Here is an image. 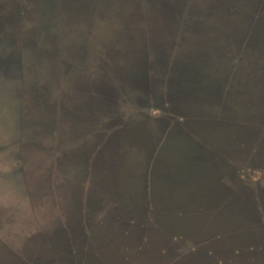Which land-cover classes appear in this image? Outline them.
<instances>
[{
	"label": "rangeland",
	"instance_id": "obj_1",
	"mask_svg": "<svg viewBox=\"0 0 264 264\" xmlns=\"http://www.w3.org/2000/svg\"><path fill=\"white\" fill-rule=\"evenodd\" d=\"M42 1L0 0V23L18 21L16 33L21 32V37H8L7 31L0 35V258L74 264L61 258L75 254L91 264H264V149L254 153L228 144L231 130L209 134L223 150L206 169L189 157L196 146L179 130L171 132L174 141L173 135L160 145L143 141L148 128L156 130L167 120L163 108L149 110L159 121L151 119L143 135L136 127L132 134L133 123L129 132L120 129L99 140L98 149L89 144L95 153L87 183L78 187L80 196H70L69 177L55 166L61 150L78 143L68 140L72 126L63 118L45 128L43 120L48 123L52 113L43 102L62 109L76 100L75 87L85 84L91 67L87 54L102 53V30L121 31V18L105 9L96 34L76 39L65 7L72 0ZM91 2L100 10L104 0ZM16 6L22 7L19 17ZM158 12L153 17L162 15ZM208 17L207 29L230 33L231 9ZM45 29L59 39L54 65L38 55L33 42H25ZM70 42L80 46L72 61L64 62ZM249 75L254 79L257 73ZM253 100L246 101L256 108L264 103L261 97ZM136 111L127 105L123 114L138 121ZM207 125L199 126V134L214 129ZM147 136L159 137L156 132ZM226 157L232 159L227 163ZM250 163L259 172L249 170ZM221 166L220 180L216 170ZM145 181H152L147 193ZM76 244L77 250L71 249ZM97 255L101 258L95 261Z\"/></svg>",
	"mask_w": 264,
	"mask_h": 264
},
{
	"label": "trees",
	"instance_id": "obj_2",
	"mask_svg": "<svg viewBox=\"0 0 264 264\" xmlns=\"http://www.w3.org/2000/svg\"><path fill=\"white\" fill-rule=\"evenodd\" d=\"M42 5V8L47 7ZM96 6L91 0L65 3L69 10L70 31H75V38L96 34L95 25L104 18L100 14L105 9H114L120 14L121 31L102 30L100 33L102 53L87 54L91 67L85 84L79 83L75 87V101L62 107L63 112L59 104L58 108L44 102L42 106H50L52 113V118L48 115V123L43 120L45 128L48 130L53 122L63 118L72 126L67 132L68 140L78 143L75 148L61 150L59 157L63 163L60 171L69 177L68 189L71 192L74 189L79 193L78 187L87 183L95 153L89 152L91 143L98 149L99 140L120 129L129 132L133 123L132 134L136 128L137 133H145L146 124L151 119L159 121L158 117L145 113V110L163 108L168 115L157 131L148 128L143 141L148 139L150 144L160 145L173 135V130H179L187 134L189 142L196 146L189 151V157L201 160L205 168L214 163L223 149L199 134V126L203 124L214 128L208 134L217 129L231 130L227 143L232 141L233 146L238 145L243 151L250 148L257 153L260 148L264 149V103L256 108L254 103L246 101L256 97L264 99V0H104L100 10ZM225 6L227 10H224ZM21 9L20 6L15 7L19 12L17 17ZM230 9L229 34L207 29L212 24L208 15L222 14V11L227 14ZM159 10L158 14L162 15L153 17ZM17 22L0 23V35L7 31L8 37H21V32L16 33L14 24ZM183 29L193 33L200 31L206 36L188 37V33L182 36ZM156 34L162 37L157 38ZM28 40L39 48L40 57H49L54 65L59 58L58 37H53L45 29L25 37V42ZM70 44V56H65L64 62L72 61L73 53L80 46L76 42ZM251 72L257 73L254 79L249 75ZM127 105L136 108L138 121L127 120L123 114ZM152 132L159 137L150 139L147 134ZM243 132L246 137L242 138ZM249 134L251 137L247 138ZM226 158L227 163L232 159ZM224 168L221 166L216 170L220 180ZM248 168L259 172L251 163ZM147 171L151 172L150 169ZM150 184L152 181H145V193L151 188ZM245 213H250L249 209ZM95 257L99 259L101 255Z\"/></svg>",
	"mask_w": 264,
	"mask_h": 264
},
{
	"label": "flooded vegetation",
	"instance_id": "obj_3",
	"mask_svg": "<svg viewBox=\"0 0 264 264\" xmlns=\"http://www.w3.org/2000/svg\"><path fill=\"white\" fill-rule=\"evenodd\" d=\"M171 20H169V22H170ZM169 22H168V24H169ZM177 27H179L180 25L179 24H177L176 25ZM189 35H188V34ZM182 36H186V35H188V37H192V35H198V37L200 38H202L203 36H206L205 35V33H203V32H197V33H193V32H185V30L183 29V31H182ZM155 37H157V38H161L162 36L161 35H159V34H156V35H154ZM165 36H168V34H166ZM164 37V36H163ZM137 113H138V111H136ZM145 113H147V114H149V115H153V114H151V113H149L148 112V110H145L144 111ZM134 114V113H133ZM139 114V113H138ZM168 115V113H166L165 111H163V116L165 117V116H167ZM153 116H155L156 117V115H153ZM132 120L134 119V118H131ZM61 165H63V163H62V161L61 160H57V162H56V169L57 170H59L60 171V168L59 167H61ZM60 178V176H55V179L57 180V179H59ZM65 179H67V178H65ZM48 180V179H47ZM39 183H42L43 184V186H44V184L45 183H48V184H51V182H46V181H43V180H40L39 181ZM67 184V183H66ZM47 185V184H46ZM50 188L52 187V186H49ZM67 188H68V184H67ZM44 189V188H43ZM85 192H86V190H85ZM84 192V194L86 195V194H88V193H85ZM54 194H56V193H54ZM83 194V195H84ZM81 194L80 193H77V192H74V189H73V191L71 192L70 191V196L72 197V198H74V197H78V196H80ZM75 199V198H74ZM78 244H76V245H74V246H72V248L71 249H75V250H77V248H78ZM10 260H2V258H0V264H41V263H45V262H43L42 260H43V258L42 257H40V258H34V259H36L35 261L34 260H32V259H28V257H26V258H22V257H20L18 260H16V261H13V260H11V258L10 257H8ZM12 259H17L16 257H14V258H12ZM61 259H64V261L65 262H67V263H74V264H80V263H85V262H87V258L85 257V256H78V255H74V256H68V257H62ZM97 259V258H96ZM32 260V261H31ZM64 261H61L62 263H64ZM58 262V261H57ZM89 262V261H88ZM47 263H52V262H47ZM55 263H56V261H55ZM60 263V262H59Z\"/></svg>",
	"mask_w": 264,
	"mask_h": 264
},
{
	"label": "water",
	"instance_id": "obj_4",
	"mask_svg": "<svg viewBox=\"0 0 264 264\" xmlns=\"http://www.w3.org/2000/svg\"><path fill=\"white\" fill-rule=\"evenodd\" d=\"M216 131H217V130H216ZM140 134H142V135H143L144 133H142L141 131H140V133H137V135H138V136H140ZM174 136H175V135H173V137H172V138H173V139H172V141H174V140H176V139H177V138H176V139H174ZM203 137H204V138L206 137V140H208L209 142L213 143V144H214V146H215V145H217V146H218V144H220V143H219V142H217V141H215V142H214V139H213V141H211V139L209 138V134H208V132H207V133H205ZM225 141H226V140H225ZM223 143H224V142H223ZM225 143H226V142H225ZM120 192H121V194H122L121 196L123 197L124 195H123L122 191H120Z\"/></svg>",
	"mask_w": 264,
	"mask_h": 264
}]
</instances>
